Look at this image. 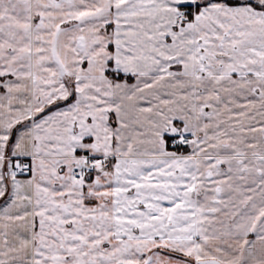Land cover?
<instances>
[{
    "label": "crops",
    "instance_id": "obj_1",
    "mask_svg": "<svg viewBox=\"0 0 264 264\" xmlns=\"http://www.w3.org/2000/svg\"><path fill=\"white\" fill-rule=\"evenodd\" d=\"M226 1L58 0L50 8L46 5L50 0H0V88L4 86L6 91L5 116L0 119V127L12 129V113H16L15 108L19 106L21 110L17 113H27L20 120L29 119L25 99L49 96L45 79L48 63L44 55L45 34L49 30L53 34L54 56L59 57L55 65L60 74L57 78L53 74L52 91L55 88L61 91L57 98L67 96L62 85L65 76L72 81L74 88L73 100L69 104L41 116L31 126L25 125L17 130L19 132H12L16 135L13 154L7 155L4 148H0V185H4L0 192V209H7L12 203L5 198L6 192L13 193L21 186L26 191L32 187L36 194V210L46 188L54 190L53 194L59 199L52 209L60 216L37 219L38 255L60 256L62 241L68 243L66 250L76 252L83 248L88 255L94 249L98 250L102 243L111 245L114 242L112 248L121 251L123 244L116 242L133 241V248H137V242H192L205 232H217L215 221L187 218L184 214L180 217L164 216L166 228L158 231V222L162 219L152 213L159 207L173 209L178 192L187 193L189 181L185 182L188 174L184 172H188L189 167L183 160L179 188L175 186L173 189L165 180H160L158 185L152 178L166 176V170H161L163 165L152 163H162V159L145 154L125 155L124 146L129 138L127 131H145L147 134L152 130V107L148 112L146 108L152 102L155 89L171 90L173 72L194 77L198 74L195 67L206 65L204 57H198L199 50L202 49L200 55L204 53L206 44L226 50L231 45L221 49V42L251 40L253 31L249 29L253 28V16L263 23L264 8L252 5L253 0H236L240 2L238 5H229ZM50 9L51 14L46 13ZM180 12L186 14L187 20L175 28V19ZM64 26L67 27L62 31L60 28ZM260 30L263 33V26ZM168 43L172 47L179 43L177 54L180 53L181 58H176L174 52L169 57L164 56ZM66 53L70 58H65ZM224 57L212 61L211 66L208 63L212 67L211 75H202V80H211L214 88L215 83L225 77L230 80L264 79L262 63L257 66L258 70H253L250 60L241 63L234 57ZM247 64L250 68L244 69ZM60 65L63 68L60 69ZM112 74L124 79H116ZM152 81L161 84L152 88ZM168 96H172L170 92ZM156 112L164 115L161 123L166 125L168 108L157 107L154 114ZM172 121L170 117L168 123ZM121 130L123 133H119ZM12 133L9 131L8 134ZM165 144L164 141L162 146ZM131 145L134 148L147 143L132 141ZM143 151L147 148L140 150ZM9 155L29 163V173L12 180V170L5 171ZM91 159H103V163L98 169L96 164L92 171H87L83 186L73 185L72 170ZM55 185L58 186L55 188ZM27 199L23 202L26 203ZM29 221L9 217L0 219V226L5 225V229L0 230V242L28 241L31 234ZM70 224L72 227L65 228ZM14 225L23 227L22 238H13ZM210 236L206 234L203 238L206 240ZM156 247H151L149 257L160 256L163 264H193L199 257L193 253L153 250ZM136 248L133 251H137ZM148 264L162 263L149 259Z\"/></svg>",
    "mask_w": 264,
    "mask_h": 264
},
{
    "label": "rangeland",
    "instance_id": "obj_2",
    "mask_svg": "<svg viewBox=\"0 0 264 264\" xmlns=\"http://www.w3.org/2000/svg\"><path fill=\"white\" fill-rule=\"evenodd\" d=\"M53 2L56 3L58 0H50L46 5L51 8ZM245 3L248 4L249 2ZM250 3L264 8V1L253 0ZM46 8L48 7L46 6ZM47 12L51 14V9ZM183 20V22L187 20L186 14ZM252 21L253 28L249 29L253 31L251 40L243 43L222 44L224 42H221V49L231 45L226 50L214 49L213 44L211 46L206 44L204 53L200 55L201 49L198 55L201 59L204 57L206 65L195 67L198 74L193 75L194 77H185L183 74L173 72L171 90H164L163 88L153 90L152 102L150 101L146 108L148 112L152 107L151 131H147V134L145 131L138 130L126 132L129 138L124 146L125 155L128 153H132L134 156L145 154L151 158L162 159V163H152L157 166L163 165L161 170L162 168L166 170L164 172L166 176L163 174L162 177L152 178V180L156 179L158 185L160 180H165L169 182L167 183L169 186L172 185L173 189L175 186L179 188L182 170H184V168L181 169V165H184L182 161L184 160V163L189 167L188 172H184V174H188V179L185 178V182L186 180L189 181L187 193L179 194L178 192L177 203H174L173 209L159 207L152 214H158L159 219L165 218L164 216L180 217L183 214L187 218H208L215 221L218 234L217 232H205L204 235L211 236L206 237V240L203 238L204 235L197 236L192 242H137V248H133V241L132 243L127 241L116 242V244H123L121 251L112 248L114 242H111V245L110 243H102L98 250L94 249L92 254L88 253V255L83 248L76 252L66 250L68 243L62 241L60 245L62 243L64 245L60 256L41 257L37 252V219L60 216V213L56 210L54 212L52 209L59 199L53 194L54 190L46 188L43 197L40 198L42 200L39 209L36 210V194L32 191V187L26 191L21 186L13 193L8 194V191L6 192L5 198L12 200V203L7 209H0V219L4 220L8 217L18 219V221L29 219L28 227L31 234L28 241L0 242V264H148L149 259L161 261L163 264L162 257L157 255L156 257L152 256L153 258L149 257L150 249L152 250L151 247L155 245L157 247L153 250L161 252L197 254L199 257L193 261V264H264V144H262L264 143V79L257 78L250 81V79L240 78L230 80L229 77H225L219 83H215V88L212 86L211 80H202V75H211L212 61L225 58L224 56L234 57L236 61L241 63L250 60L249 64L253 65L251 67L253 70H258L257 66L261 63L264 65V39L262 37L264 31L261 33L260 30L262 26L264 28V20L261 24L260 20L253 16ZM183 22L177 25L175 19V28H179ZM66 27L60 29L64 31ZM48 30L47 28L46 31ZM66 37L68 38L67 34ZM52 41L53 34L49 30L45 34L44 55L48 63L45 67L46 89L50 91V94L49 96L46 94L44 98L40 96L39 98L25 99V103H28L27 116L29 119L20 120L22 117H26L27 113H17L21 110L19 106L15 108L17 112L12 113V129L5 130L2 126L0 127V141H6L0 144V148H4L7 155L8 153L13 154L12 149L16 141L14 133L19 132L17 130L24 128L25 125L31 126L38 118L52 112L51 109L68 100L74 92L73 83L68 76L63 77L62 82L67 91L66 97L57 98L61 95V91L56 88L54 92L52 91L53 74L56 78L58 75L60 76L55 65L59 57L54 56ZM175 45L176 47H172L171 44L165 46L164 56L169 57L174 52L176 58H181L180 53L177 54L179 43ZM65 58H70L68 53H66ZM246 66L248 67L243 68H250V65L247 64ZM61 68L63 67L60 65ZM54 70L56 71L54 72ZM175 71L179 72V69ZM159 84H161L160 81H152V88H156V85ZM152 88L150 86L149 89ZM5 92V88L2 86L0 88V107L2 109L0 110V119L5 116ZM169 92L171 97L168 96ZM51 99L55 100L48 103ZM124 100L128 102L127 97ZM44 104H46L45 107H43ZM157 107L159 109L161 107L168 108L166 125L165 122L163 125L161 123V118L164 115L158 112L154 114ZM39 108L41 109L35 110ZM170 117L173 120L171 124L168 123ZM9 131L14 133L8 134ZM119 133H123V131L121 130ZM178 137L185 140L183 142L187 147L185 151H180L179 148L172 149L180 145L176 143ZM166 138H171L172 141L175 139V142H171L169 146L166 143L163 147L164 141L167 142ZM132 141H136L138 144L147 143V145H135L134 148L138 151H134L135 149L131 145ZM144 147L147 148V151L141 153L140 150ZM164 155L170 156V158H164ZM20 160L18 157L13 156L12 158L9 155L8 166L5 171L9 173V170L11 171L13 168V163ZM164 160L168 161L165 162ZM102 161L103 159L101 164ZM100 163L97 164L96 169L100 167ZM20 164L30 167L27 162L20 161ZM137 169L141 170L138 167ZM27 172L29 173V171ZM19 177H14L12 180ZM11 182L10 184L13 185ZM83 182L72 183L80 187L84 185ZM56 186L58 185L54 187L56 188ZM3 189L4 185H0V192ZM27 197L30 198L27 199ZM25 199H27L26 203L23 202ZM163 220L158 222V231L166 228ZM240 220L243 222L240 223ZM70 227H72L71 224L65 228ZM12 228L13 231L16 230L13 238L17 236L19 239L22 238L23 227L14 225ZM4 229L5 225L0 226V230L3 231ZM77 246L79 247L78 244ZM135 248L137 251H133ZM122 255H125V258H122ZM122 259L125 260V263L122 262Z\"/></svg>",
    "mask_w": 264,
    "mask_h": 264
},
{
    "label": "built area",
    "instance_id": "obj_3",
    "mask_svg": "<svg viewBox=\"0 0 264 264\" xmlns=\"http://www.w3.org/2000/svg\"><path fill=\"white\" fill-rule=\"evenodd\" d=\"M184 18L185 14L181 12L180 15L176 18V24L179 25ZM176 141L177 144H183L185 140H183L182 137H178ZM172 142H175V139ZM100 162V159H91L89 161H86L84 165L74 168L71 172L72 180L77 183L83 181L87 171H92L94 169V166ZM27 171H30V167H27L25 165L22 166L19 161H16L13 163L11 174L13 177H19Z\"/></svg>",
    "mask_w": 264,
    "mask_h": 264
},
{
    "label": "trees",
    "instance_id": "obj_4",
    "mask_svg": "<svg viewBox=\"0 0 264 264\" xmlns=\"http://www.w3.org/2000/svg\"><path fill=\"white\" fill-rule=\"evenodd\" d=\"M227 2V4H229V5H238L240 2L239 1H236V0H227L226 1ZM112 77H115L116 79H124V77L123 76H121V75H114V74H112L111 75ZM125 78H127V80L129 79L128 77H125ZM73 100V96L72 97H70L68 100H65L63 103H61L60 105H57L56 107H54L53 109H56V108H58V107H60V106H62V105H66V104H69L71 101ZM53 109H51V110H53ZM166 140H167V145L169 146V144L172 142V139L171 138H166ZM176 148H179V150L180 151H185L186 149H187V147H186V145L185 144H180V145H177L175 148H172V149H176Z\"/></svg>",
    "mask_w": 264,
    "mask_h": 264
}]
</instances>
